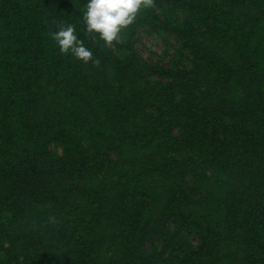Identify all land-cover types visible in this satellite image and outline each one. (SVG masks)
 <instances>
[{
    "label": "trees",
    "instance_id": "1",
    "mask_svg": "<svg viewBox=\"0 0 264 264\" xmlns=\"http://www.w3.org/2000/svg\"><path fill=\"white\" fill-rule=\"evenodd\" d=\"M87 2L0 0V264H264V0H155L110 48Z\"/></svg>",
    "mask_w": 264,
    "mask_h": 264
},
{
    "label": "clouds",
    "instance_id": "2",
    "mask_svg": "<svg viewBox=\"0 0 264 264\" xmlns=\"http://www.w3.org/2000/svg\"><path fill=\"white\" fill-rule=\"evenodd\" d=\"M155 0H88L83 11L81 22L84 34L90 39L99 37L106 47H113L120 42L121 34L133 25L142 10L155 9ZM58 30L51 32L50 37L63 55L71 54L75 59L93 67H99L101 61L93 56L84 41L76 34L72 24H59ZM50 222H55V218Z\"/></svg>",
    "mask_w": 264,
    "mask_h": 264
},
{
    "label": "rangeland",
    "instance_id": "3",
    "mask_svg": "<svg viewBox=\"0 0 264 264\" xmlns=\"http://www.w3.org/2000/svg\"><path fill=\"white\" fill-rule=\"evenodd\" d=\"M171 43H174V39H170ZM165 48L164 42L156 37L155 35L149 34L145 31H140L138 33V43L136 44V49L138 53L144 57L157 59V54H161L162 51ZM196 237L193 236V240H195Z\"/></svg>",
    "mask_w": 264,
    "mask_h": 264
}]
</instances>
